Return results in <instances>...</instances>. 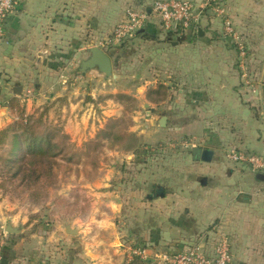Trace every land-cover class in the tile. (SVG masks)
Returning a JSON list of instances; mask_svg holds the SVG:
<instances>
[{"label":"rangeland","instance_id":"374dc122","mask_svg":"<svg viewBox=\"0 0 264 264\" xmlns=\"http://www.w3.org/2000/svg\"><path fill=\"white\" fill-rule=\"evenodd\" d=\"M211 3L210 15L219 24L214 33L218 38L226 37L227 48L234 50L233 64L240 78L236 91L264 117V0ZM227 22L233 29L230 32ZM114 26L102 30H106L107 38ZM87 30L84 39L59 43L58 57L52 60L60 68L56 97L31 113L19 105L26 115H42L41 123H37L39 137H51L53 149L40 159L43 176L27 177L29 172L14 177L12 165L6 162L10 140L0 142V248L4 256V249L16 243H57L62 233L76 245L75 264L84 260L85 264H148L149 257L146 262L135 250L146 249L150 257L163 251L161 247L149 251V197L159 195L157 185L169 186L167 167L172 170L183 159L190 161L192 148L205 140L183 137L173 130L163 135L151 133L153 128L163 127L160 119L167 109L161 104L146 105L138 87L148 83L152 74L146 68H140L138 75L133 71L136 73L137 63L147 62L148 46L142 41L154 37L152 31L108 45L107 38L90 37ZM138 37L143 39L136 41ZM93 46L111 55L116 68L113 75H100L96 69V75L89 76V70H81V61L90 56ZM40 56L38 51L34 53L28 66L40 63ZM115 74L120 75L118 81L112 78ZM10 108L16 118L4 128L13 126L12 132H20L18 123L27 121L20 117V110L11 104ZM20 155L31 157L28 150L19 151ZM227 157L235 162L229 154ZM9 223L22 232L8 233L4 226ZM67 225L78 229V234L68 233ZM199 241L197 236L194 242ZM82 252L87 258L78 255Z\"/></svg>","mask_w":264,"mask_h":264},{"label":"crops","instance_id":"0c3cea01","mask_svg":"<svg viewBox=\"0 0 264 264\" xmlns=\"http://www.w3.org/2000/svg\"><path fill=\"white\" fill-rule=\"evenodd\" d=\"M191 1L202 10L192 28L165 34L151 25L146 31H152L154 37L135 38L148 46V58L145 64L137 63L133 73L138 75L140 68H146L152 74L138 91H143L146 105L161 104L167 109L166 131L152 126L151 133L163 135L173 130L183 137L204 139L198 146L213 149L215 155L210 162L195 160L192 155L190 161L185 158L172 170L167 167L169 186H156V192L165 195L149 197V251L160 247L181 251L194 244L197 236L209 245L208 231L214 226L218 235L230 239L239 264H264V169L255 171L227 157L232 149L264 156V117L236 91L240 78L233 64L234 50L227 48L226 37L214 33L219 24L210 15L212 0ZM143 2L150 0H21L8 17L6 35L0 40V83L8 102L0 110V129L16 118L12 102L31 113L56 97L60 68L52 60L58 57L60 42L84 39L87 27L90 37L106 39V30H102L116 25L130 5ZM37 51L40 63L28 66ZM95 70L86 73L96 75ZM112 78L118 81L120 75ZM160 84L167 87V97L150 101L148 91ZM19 87L21 94L16 91ZM57 237V243H16L4 249L3 259L8 264H75V243L65 234ZM85 254L78 253L83 259Z\"/></svg>","mask_w":264,"mask_h":264},{"label":"built area","instance_id":"2783aa9c","mask_svg":"<svg viewBox=\"0 0 264 264\" xmlns=\"http://www.w3.org/2000/svg\"><path fill=\"white\" fill-rule=\"evenodd\" d=\"M21 0H0V40L6 35V23L8 17L16 10ZM212 2V1H211ZM218 11H222L217 8ZM202 10L198 9L196 2L191 0H150L138 5H130L124 17L114 26L107 38L108 45L123 43L135 34L146 31L149 26L160 28L165 34L186 31L198 23ZM226 28H231L227 22ZM102 44V43H101ZM105 44H102L104 46ZM8 102L4 100L3 89L0 83V110ZM230 159L251 165L255 171L264 169V156L245 152L244 150L232 149L229 153ZM211 244L198 242L188 245L181 251L163 250L155 256H149L146 249L135 250V253L148 261V264H239L233 255L230 239L226 235H218L212 226L208 231ZM209 241V240H208ZM3 255L0 248V264ZM147 264V263H145Z\"/></svg>","mask_w":264,"mask_h":264},{"label":"trees","instance_id":"16d2710c","mask_svg":"<svg viewBox=\"0 0 264 264\" xmlns=\"http://www.w3.org/2000/svg\"><path fill=\"white\" fill-rule=\"evenodd\" d=\"M167 94V87L160 84L157 88L148 91L147 98L150 101L158 102L164 100L167 97ZM120 96L127 97L121 94ZM11 107L17 109V111L20 110V117L25 118L27 123H18L17 126L20 132H12L13 126L0 130V142L10 140V158H7L6 162L12 165L11 169L14 171V177H17L22 173L27 174L31 172L27 177L33 178L35 176L37 179H40L43 176V173L39 168V166L42 165L40 164V159L46 158L52 151L53 146L51 145V137L49 136L46 139L39 137L40 130L37 123H41L42 115H26L20 108L19 104L15 102L11 103ZM22 150L30 151L31 157H28V155L18 156V152ZM30 158H33L34 160L29 164L27 162ZM27 164L31 168H26Z\"/></svg>","mask_w":264,"mask_h":264},{"label":"water","instance_id":"95a60500","mask_svg":"<svg viewBox=\"0 0 264 264\" xmlns=\"http://www.w3.org/2000/svg\"><path fill=\"white\" fill-rule=\"evenodd\" d=\"M200 34L202 35L203 32L201 31ZM90 56L84 60L81 61V70L83 72H86L90 69H98L99 72L104 73L107 76H111L114 74V62L111 57V55L103 48L99 46H93L89 49ZM59 88V85L57 86V89ZM17 93L21 94L22 88L16 89ZM168 118L167 116H162L160 119V125L166 126L167 125ZM193 158L195 160H201L204 162H210L213 160V157L215 155V151L211 148H204L201 146H194L192 148ZM160 196H164V192L161 191L159 193ZM6 231L8 233H21L22 229L16 226H13L12 224H8L6 226ZM66 231L70 234H78V229L72 228L71 225L66 226ZM2 264H8V259L4 258L2 260Z\"/></svg>","mask_w":264,"mask_h":264}]
</instances>
